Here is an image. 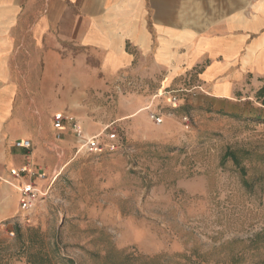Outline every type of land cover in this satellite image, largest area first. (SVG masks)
I'll return each instance as SVG.
<instances>
[{
  "label": "rangeland",
  "instance_id": "1",
  "mask_svg": "<svg viewBox=\"0 0 264 264\" xmlns=\"http://www.w3.org/2000/svg\"><path fill=\"white\" fill-rule=\"evenodd\" d=\"M164 73L122 74L72 112L102 149L53 136L60 174L30 223L0 221V264H264V76L221 98Z\"/></svg>",
  "mask_w": 264,
  "mask_h": 264
},
{
  "label": "crops",
  "instance_id": "2",
  "mask_svg": "<svg viewBox=\"0 0 264 264\" xmlns=\"http://www.w3.org/2000/svg\"><path fill=\"white\" fill-rule=\"evenodd\" d=\"M152 67L165 86L195 71L198 88L236 97L264 76V0H0V221L19 209L12 170L27 153L16 140L32 141L31 163L50 176L54 114Z\"/></svg>",
  "mask_w": 264,
  "mask_h": 264
},
{
  "label": "built area",
  "instance_id": "3",
  "mask_svg": "<svg viewBox=\"0 0 264 264\" xmlns=\"http://www.w3.org/2000/svg\"><path fill=\"white\" fill-rule=\"evenodd\" d=\"M171 103L174 107L180 105L177 95H171ZM150 115L156 122L162 120L159 112L152 111ZM53 124L58 131L57 138L59 139L62 137V132L66 127L73 131L78 140V151L85 149L91 152H98L102 149L99 139L100 134L88 135L75 115L57 112L53 116ZM109 135L111 139L116 137L115 132H110ZM15 146L29 150L32 148V141L28 138L18 139L15 142ZM112 147L115 148L114 143H112ZM58 153H61V150H58ZM59 174L60 170L55 169L48 176L46 171L37 170L30 161L12 170L13 177L21 180L20 184L13 183L20 192L19 209L14 216L17 225L30 223L32 211L37 206L38 200L45 198L50 193L51 187ZM40 180H47V182L40 184ZM10 234L15 235V232L10 231Z\"/></svg>",
  "mask_w": 264,
  "mask_h": 264
},
{
  "label": "trees",
  "instance_id": "4",
  "mask_svg": "<svg viewBox=\"0 0 264 264\" xmlns=\"http://www.w3.org/2000/svg\"><path fill=\"white\" fill-rule=\"evenodd\" d=\"M22 239V232L21 231H19L18 232V240H21ZM32 264H38V263H36L35 261H30Z\"/></svg>",
  "mask_w": 264,
  "mask_h": 264
},
{
  "label": "bare ground",
  "instance_id": "5",
  "mask_svg": "<svg viewBox=\"0 0 264 264\" xmlns=\"http://www.w3.org/2000/svg\"><path fill=\"white\" fill-rule=\"evenodd\" d=\"M138 113V112H137Z\"/></svg>",
  "mask_w": 264,
  "mask_h": 264
}]
</instances>
